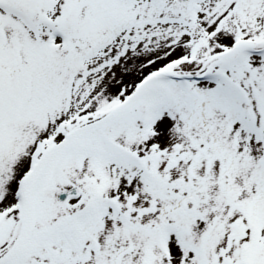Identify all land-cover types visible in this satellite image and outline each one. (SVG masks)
Listing matches in <instances>:
<instances>
[{
	"label": "snow or ice",
	"instance_id": "snow-or-ice-1",
	"mask_svg": "<svg viewBox=\"0 0 264 264\" xmlns=\"http://www.w3.org/2000/svg\"><path fill=\"white\" fill-rule=\"evenodd\" d=\"M0 264H264V0H0Z\"/></svg>",
	"mask_w": 264,
	"mask_h": 264
}]
</instances>
